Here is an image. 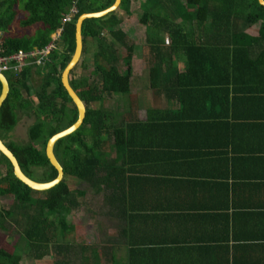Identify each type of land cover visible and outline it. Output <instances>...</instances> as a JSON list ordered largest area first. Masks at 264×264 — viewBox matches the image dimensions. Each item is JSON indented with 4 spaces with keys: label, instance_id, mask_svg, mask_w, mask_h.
Returning a JSON list of instances; mask_svg holds the SVG:
<instances>
[{
    "label": "trees",
    "instance_id": "1",
    "mask_svg": "<svg viewBox=\"0 0 264 264\" xmlns=\"http://www.w3.org/2000/svg\"><path fill=\"white\" fill-rule=\"evenodd\" d=\"M114 1L0 0L2 55L42 49L63 28L43 66H27L19 75L5 73L11 92L0 111V135L34 180L45 182L58 176L47 158V143L79 119V110L62 80L76 52L77 21L83 13L103 10ZM131 2L122 0L117 10L84 23L83 57L90 42L96 44V51L92 77L75 78L82 68L89 69L83 58L71 73L72 86L88 112L84 125L56 145L64 179L50 189L34 190L16 176L11 161L0 151V166L7 167L5 174L0 173V201L3 196H14L9 207L0 208V264H21L20 247L39 262L51 258L53 264H118L115 255H105L99 244H86L83 224L70 222V215L88 204L87 191L72 188L70 177L88 182L96 195L110 191L113 202L117 185L128 184L133 177L132 157L140 129L146 132L151 124L167 122L233 127L241 117L227 112L228 107L264 99V5L260 0H144L140 22L146 26L148 88L179 109H147V119L142 122L139 99L132 91L136 47L119 27L123 22L120 11L133 13ZM18 5L26 12L21 20L17 19ZM75 6L78 11L73 20L65 22ZM16 21L25 28H37L32 34L9 35ZM257 23L259 33H249L248 28ZM121 48L125 54L120 53ZM180 57L187 61L182 71L175 62ZM35 77L41 79L37 86ZM2 92L0 82V97ZM113 96L124 100L121 113L107 107ZM23 116L34 122L28 127V142L18 143L11 135ZM214 149V145H206L204 154ZM16 233L20 239L13 243L10 238Z\"/></svg>",
    "mask_w": 264,
    "mask_h": 264
},
{
    "label": "crops",
    "instance_id": "2",
    "mask_svg": "<svg viewBox=\"0 0 264 264\" xmlns=\"http://www.w3.org/2000/svg\"><path fill=\"white\" fill-rule=\"evenodd\" d=\"M248 29L259 33L254 26ZM175 62L178 70L186 69L185 59ZM144 90L147 109H179L148 86ZM137 93L143 122L147 109ZM227 112L241 117L233 127L167 122L140 129L129 183L117 185L113 202L110 191L89 195L94 232L85 234L86 244H99L118 264L129 258L131 264H264V99H249ZM11 140L28 142L24 123ZM206 145L216 150L205 155ZM6 171L0 166L2 175ZM13 199L3 196L0 208ZM24 257L21 264L28 262Z\"/></svg>",
    "mask_w": 264,
    "mask_h": 264
},
{
    "label": "rangeland",
    "instance_id": "3",
    "mask_svg": "<svg viewBox=\"0 0 264 264\" xmlns=\"http://www.w3.org/2000/svg\"><path fill=\"white\" fill-rule=\"evenodd\" d=\"M144 0H132L131 2V10H132V15L125 14L123 11H120V15L123 18V22L119 25L123 30H125L131 37L132 42L135 44V53H134V59H133V80H132V91L138 90V93L141 98V108L147 109L148 106H150V101H148V91L144 90L143 92L141 91L142 89L145 88V86H148V71H147V64H146V59L145 56L148 53V46H147V37H146V26L140 22V18L142 15V3ZM183 2H186L187 0H181ZM18 10V16L17 19L21 20L22 18L26 17V12L24 9L21 8L20 5L17 6ZM187 29L189 30L191 25L188 23L186 24ZM37 28V25L31 26V27H23L19 21H16L12 28L10 29L9 35H28L32 34ZM253 32H257L260 29V23H257L254 25ZM249 31V29H248ZM96 51V44L93 42L89 43V48L88 52L84 56V59L86 62L89 64V69H81L78 71L76 74L75 78H80L82 76L86 77H92V70H93V65H92V57L93 53ZM121 54H125L126 51L124 49H120ZM40 77H35L33 79L34 85H39L40 84ZM139 96V97H140ZM123 103L124 100L122 99L121 96H113L108 98V104L107 107H109L111 110H113L114 113H121L123 111ZM142 115H144V112H142ZM34 119L30 118L28 116H23L21 123H24V129H27L31 124H33ZM70 185L74 189H84L87 191V198L88 201L89 195L92 194V187L91 185L86 182V181H79L78 178L76 177H70L69 179ZM95 195V194H94ZM96 197L99 198V195H96ZM88 206H83L76 212L75 214H71L69 219L70 222L73 224V222H78L81 223L85 226V234L90 233L92 234L94 232V228H92V219H91V210L87 208ZM89 226V228H88ZM14 241L20 239V234L16 233L13 235ZM20 246L24 247V241H20ZM23 253L28 254L26 252V249H23L22 247L19 248V255L21 258H25ZM24 261L27 260L28 262L25 261V264H53L52 259H46L43 261H34L32 260L29 256L26 259H23Z\"/></svg>",
    "mask_w": 264,
    "mask_h": 264
},
{
    "label": "water",
    "instance_id": "4",
    "mask_svg": "<svg viewBox=\"0 0 264 264\" xmlns=\"http://www.w3.org/2000/svg\"><path fill=\"white\" fill-rule=\"evenodd\" d=\"M261 3L264 5V0H260ZM122 0H115L112 5L109 7L100 10V11H94V12H86L83 13L78 21H77V31H76V36H77V48L76 52L74 54V57L72 58L70 64L67 66L63 73V85L69 92L71 98L73 99L75 105L77 106L79 110V119L78 121L71 126L70 128L60 132V134L53 135L46 146V155L47 158L50 161V164L55 167L59 174L55 179L41 182L34 180L28 176V174L22 169L21 164L14 154V152L8 147L6 141H4L0 135V151L11 161L15 174L16 176L21 179L23 182L28 184L29 187H31L34 190H47L52 188L53 186H56L59 184L65 177V169L63 165L61 164L60 160L58 159L56 153H55V148L57 143L72 135L75 134L76 131H78L85 123V120L87 118V112H88V107L86 103L83 101V99L79 96V94L76 92L74 87L72 86L71 83V73L72 71L79 65L83 58L84 54V34H83V28H84V23L87 19L89 18H95V17H103L115 10H117L121 4ZM0 82L2 83L3 86V92L0 97V111L2 107L4 106L5 102L7 101L10 92H11V84L9 81V78L7 77L6 74L0 72Z\"/></svg>",
    "mask_w": 264,
    "mask_h": 264
},
{
    "label": "built area",
    "instance_id": "5",
    "mask_svg": "<svg viewBox=\"0 0 264 264\" xmlns=\"http://www.w3.org/2000/svg\"><path fill=\"white\" fill-rule=\"evenodd\" d=\"M78 11L77 7H73L71 12L65 17L64 21H72L74 14ZM63 28L57 33L52 34L53 41L42 49H34L32 51H20L12 55L0 54V72L2 73H13L19 75L27 66H43L49 58L52 50L56 48V41L60 37ZM3 33L0 31V44ZM1 52V50H0Z\"/></svg>",
    "mask_w": 264,
    "mask_h": 264
}]
</instances>
